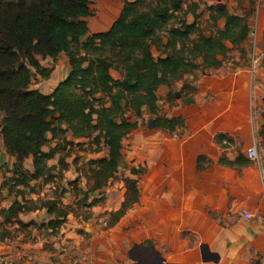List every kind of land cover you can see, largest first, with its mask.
Returning <instances> with one entry per match:
<instances>
[{
  "label": "trees",
  "instance_id": "trees-1",
  "mask_svg": "<svg viewBox=\"0 0 264 264\" xmlns=\"http://www.w3.org/2000/svg\"><path fill=\"white\" fill-rule=\"evenodd\" d=\"M123 1L110 28L91 33L90 0H0V139L17 158L13 174L5 176L0 186V192L7 189L17 197L9 208L0 210L6 225L14 221L22 227L33 225L22 222L20 215L45 207L51 216L47 226L56 235L68 216L76 214L72 204L63 202V194L38 200L25 197L39 191V185L61 182L74 148L98 153L104 145L107 154L87 161V189L78 177L63 193L73 191L77 206L102 203L104 189L124 161L123 140L140 126L145 112L151 114L154 129L172 133L186 127L183 116L160 113L159 89L174 87L198 69L222 66L231 50L228 43L239 47L249 38L257 2L248 0V15L210 6L215 30L206 31L198 25L197 4L185 9V0ZM189 14L194 16L192 22ZM153 46L160 51L158 56ZM63 53L69 57L68 76L50 94L34 88V78L48 79L52 74L37 57L57 60ZM114 68L122 72L120 78L112 74ZM186 88L196 91L191 84H184ZM169 98L174 104V93ZM193 102L192 95L183 100ZM224 139L219 137L221 142ZM58 153V165H49ZM31 156L34 172L25 169ZM205 160L199 156V169L205 168ZM219 163L241 169L252 161L240 152L234 160L223 154ZM143 171L131 169L137 178L125 179V199L109 212L107 227L116 225L140 201L138 176ZM12 236L9 229L0 233V239Z\"/></svg>",
  "mask_w": 264,
  "mask_h": 264
},
{
  "label": "crops",
  "instance_id": "crops-1",
  "mask_svg": "<svg viewBox=\"0 0 264 264\" xmlns=\"http://www.w3.org/2000/svg\"><path fill=\"white\" fill-rule=\"evenodd\" d=\"M114 1L117 5L108 6L113 14L109 27L94 22L91 33L108 30L119 17L124 1ZM243 3L250 7L248 0ZM257 7L249 38L240 48L228 43L231 49L236 48L231 58L218 68L188 73L177 83L195 86L191 94L194 102L185 104L178 99L168 115L185 118L183 131L159 129L155 134L153 185L158 189L154 194L141 195L112 227H107L106 221L101 226L97 217L107 218L108 213L103 218L104 212L116 210L121 203L98 204L85 226L81 216L71 213L56 235L47 226L51 216L45 207L20 215L22 222H34L27 227L19 221L6 225L0 214V233L13 231L12 237L0 239V264H264V194L259 188L264 177V147L254 118L257 99H264V0ZM252 51L257 55L254 66ZM63 55L67 58L63 68L45 64L56 61L52 58L37 57L44 67L52 69L48 79L56 78L51 89L42 92L52 93L68 76L69 57L63 53L58 59ZM34 88L40 89L38 85ZM222 135L226 139L221 142ZM252 146L261 156L260 172L252 163L241 169L219 163L223 154L234 160ZM201 155L206 157L202 170L198 168ZM59 157L60 153L48 164L58 165ZM72 157V162L67 159L69 168L61 180L66 187L79 177L74 168L77 156L73 153ZM16 161L1 138L0 186L5 176L13 174ZM25 169L34 172L32 156L25 160ZM262 181L264 184V178ZM48 185H39V191L27 193L26 199L51 197L44 192ZM16 198L1 189L0 210L9 208ZM18 199L23 200L22 196ZM245 211L252 217H246Z\"/></svg>",
  "mask_w": 264,
  "mask_h": 264
},
{
  "label": "rangeland",
  "instance_id": "rangeland-1",
  "mask_svg": "<svg viewBox=\"0 0 264 264\" xmlns=\"http://www.w3.org/2000/svg\"><path fill=\"white\" fill-rule=\"evenodd\" d=\"M261 0H257L256 2V11L254 14L250 16V20H254V17L256 16L258 7L257 3ZM195 4L198 5L197 13L199 14L198 18V25L203 30L209 31V30H215V26L213 24L212 19L210 18L211 11L209 10V7L212 5H226L230 12H235L243 15H248V11L250 10V7H246L243 4L236 5V2L233 0H185L184 8H194ZM91 8L94 12V14L88 18L89 24H90V31L91 26L95 22L96 24H101L102 27L106 28L109 27L110 24H108L111 20H107V18L102 17L101 13L105 12V9L108 8V6L111 5H117L114 0H90ZM104 10V11H103ZM112 14V13H111ZM182 14V13H181ZM104 18V19H103ZM189 22H192L194 20V16L192 14L188 15ZM112 22V21H111ZM110 22V23H111ZM252 23V22H251ZM219 27H223V22H219ZM107 29V28H106ZM240 48V47H239ZM236 48H233L230 50V54L228 58H231L234 54V50ZM153 52L155 56H158L160 54V51L156 48V46H153ZM253 53V51L251 52ZM257 57V55L255 56ZM63 55L61 58H59L56 61L50 60L49 62L45 64H51V66H54L53 68H56V66L65 67L67 64V58ZM252 60V57H251ZM202 69L199 70L201 72ZM197 72L196 74H199ZM112 74L116 78H120L122 76V72L116 68L112 69ZM53 80H56L55 77H52V79H41V78H34V87L37 85L39 86L40 90L49 91L53 85H51V82L53 83ZM54 84V83H53ZM159 93V105H160V113L169 115L173 111V108L178 103L179 100H184L186 96H190L193 91L189 88L183 89V85L179 86L176 84L172 88H168L166 86L160 88L158 91ZM169 93H174L176 96V99L174 100V104H171ZM264 112V99H257L256 105H255V112H254V118L257 122V126H259L260 137L259 141L261 146L264 147V116L262 115ZM151 114L149 112H145L142 116V118L139 119L140 126L133 130L131 134H129L124 140H123V152H124V161L122 163L121 168L117 172V174L110 180L107 187L104 189V201L102 204H105L107 202H110L113 206L117 205L118 203H122V201L125 199V193H126V182L125 179L127 177L131 178H137V175H133L131 173V169L133 167L136 168H143L144 171L142 174L138 176L139 179V187L141 195H153V190H157L158 187H155L153 185L155 180V166H157V153L155 150V141H156V132L159 129H154L151 127ZM88 148V147H87ZM74 154L77 156L76 163H74V168L76 169V172L79 173V184H81L83 187H87L89 185L87 177H86V171L85 166L89 159L97 158L99 156H104L107 154V148L102 145V149L98 153H93L91 150L86 149L84 151L81 148H74L73 150ZM247 154V153H246ZM73 157L69 158V161L72 162ZM252 164L257 165L259 168V172L261 169V163H256L252 161ZM74 169V170H75ZM261 178V177H260ZM264 178V177H263ZM263 178L260 179V183L262 185H259L260 191L264 194V184H263ZM67 185L62 184L61 182L56 183H50V185L45 186L44 192L47 195L55 196V195H61L63 194V198L68 202L69 204H72V208L76 212L77 216H81L82 219L85 222H82L83 225H87V223H90L89 219H86L87 216H90V218L94 217V207H88V206H77L76 205V198L73 191H67L63 193V188ZM205 194V186L201 188ZM159 193V192H158ZM121 205V204H120ZM119 205V207H120ZM118 207V208H119ZM117 208V209H118ZM109 212L106 211L103 214L104 215ZM107 217V218H108ZM97 222L101 224V226L104 227V222L107 220V218L101 220L99 216L97 217ZM106 227V226H105Z\"/></svg>",
  "mask_w": 264,
  "mask_h": 264
},
{
  "label": "built area",
  "instance_id": "built-area-1",
  "mask_svg": "<svg viewBox=\"0 0 264 264\" xmlns=\"http://www.w3.org/2000/svg\"><path fill=\"white\" fill-rule=\"evenodd\" d=\"M255 56H256V54L253 51V53H252L253 66L257 62V58ZM247 156L253 162L261 163V161H262L261 160V156H260L259 151H258V149H257L256 146H252V147H249L248 148V150H247ZM244 214H245L246 217H249V218L252 217V214L250 212L245 211Z\"/></svg>",
  "mask_w": 264,
  "mask_h": 264
},
{
  "label": "bare ground",
  "instance_id": "bare-ground-1",
  "mask_svg": "<svg viewBox=\"0 0 264 264\" xmlns=\"http://www.w3.org/2000/svg\"><path fill=\"white\" fill-rule=\"evenodd\" d=\"M103 11H104V10H103ZM101 15H102V17H105V18H107L108 20H111V19L113 18V14H111V11H110L109 7L106 8L104 14H103V12H102Z\"/></svg>",
  "mask_w": 264,
  "mask_h": 264
},
{
  "label": "water",
  "instance_id": "water-1",
  "mask_svg": "<svg viewBox=\"0 0 264 264\" xmlns=\"http://www.w3.org/2000/svg\"><path fill=\"white\" fill-rule=\"evenodd\" d=\"M219 6H221L222 8H224L225 7V5H219ZM151 123H152V121H151ZM151 127H153V125L151 124Z\"/></svg>",
  "mask_w": 264,
  "mask_h": 264
},
{
  "label": "flooded vegetation",
  "instance_id": "flooded-vegetation-1",
  "mask_svg": "<svg viewBox=\"0 0 264 264\" xmlns=\"http://www.w3.org/2000/svg\"><path fill=\"white\" fill-rule=\"evenodd\" d=\"M104 19V18H103ZM108 20V19H107Z\"/></svg>",
  "mask_w": 264,
  "mask_h": 264
}]
</instances>
